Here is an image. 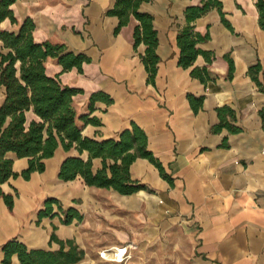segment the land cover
<instances>
[{
	"label": "crops",
	"instance_id": "0c3cea01",
	"mask_svg": "<svg viewBox=\"0 0 264 264\" xmlns=\"http://www.w3.org/2000/svg\"><path fill=\"white\" fill-rule=\"evenodd\" d=\"M116 1L17 0L10 9L19 24L33 20L36 42H62L69 51L91 59L82 74L74 68L60 76L65 85L83 90L75 97L80 107L98 91L113 101L95 104L91 117L101 125H88L83 135L117 138L136 124L145 131L148 149L174 184L142 158L133 163L130 173L147 191L124 196L113 189L89 188L80 176L64 182L59 179L60 167L78 153L59 148L45 161V172H34L28 181L11 178L1 186L15 195V204L10 210L0 197V264L3 245L11 240L29 249L59 250L60 245L51 242L54 226L60 240L74 241L85 251L79 264L101 261L99 252L112 245H133L132 254L153 241L168 244L177 238L173 255L184 257V264H264V30L258 0H218L232 29L223 23L217 8L192 22L197 33L209 34V40L197 47L212 53L213 59L209 63L200 55L188 69L179 65L178 35L188 25L186 9L207 0L142 3L139 11L153 17L158 34L160 62L154 83H149L141 58L146 46L134 47L137 21L132 19L115 34L119 18L108 13ZM1 27L19 29L10 19ZM0 52H5L1 41ZM226 56L234 63L232 78ZM258 63L262 69L255 75L257 82L250 68ZM195 68L207 69L205 81L191 75ZM62 70L52 61L47 63L50 76ZM189 95L203 98L197 112ZM4 99L5 89L0 86V105ZM225 123L239 132L220 128ZM10 157L14 172L28 168L27 158ZM81 157L87 160L88 153ZM93 167L100 169L102 160L94 159ZM47 198L58 199L65 209H77L84 220L71 225H62L59 217L39 221ZM95 230L99 235L93 234ZM107 231L111 238L104 240ZM141 232L144 242H140ZM180 238L187 242L184 250ZM11 264H20L17 255Z\"/></svg>",
	"mask_w": 264,
	"mask_h": 264
},
{
	"label": "trees",
	"instance_id": "16d2710c",
	"mask_svg": "<svg viewBox=\"0 0 264 264\" xmlns=\"http://www.w3.org/2000/svg\"><path fill=\"white\" fill-rule=\"evenodd\" d=\"M17 0L0 1V41L5 52H0V86L5 89V99L0 105V197L10 210L15 204V195L6 193L1 186L11 178L23 177L30 180L34 172L43 173L46 170L45 161L53 158L59 148L65 152L76 150L78 156L68 157L60 167L59 179L64 182L75 180L80 176L89 188L111 190L121 195L129 196L140 191H147L146 185L131 178L130 169L139 159H147L160 172L161 177L173 185V178L168 175L162 163L148 149V137L143 129L136 124L131 129L122 131L117 138L97 139L83 135L88 125L100 126L101 121L91 117L97 102L112 104L111 98L102 91L93 93L84 110L76 104L75 97L83 94L80 88L65 85L60 76L76 68L83 73L84 64L91 59L84 54H76L68 50L65 43L34 40L35 24L27 18L19 24L10 9ZM151 0H117L110 16L119 18L115 30L118 35L123 27L128 26L132 19L137 21L134 27V47L144 44L145 55L142 62L149 74V83H154L160 57L156 49L158 34L153 26V17L141 13L140 6ZM260 25L264 30V0H258ZM212 8H217L223 23L232 29L225 20L222 3L218 0H207L202 6L189 7L185 11L188 25L178 35L180 48L179 65L185 69L193 66L198 56H203L209 63L213 55L197 47L199 43L209 40V34L197 33L191 24ZM10 19L13 25L19 26L18 31H8L1 23ZM229 63V77L234 71L233 60L226 56ZM60 65L62 72L50 76L47 63ZM262 67L258 63L250 68V74L258 82L257 75ZM191 75L205 81L208 75L206 68H195ZM189 101L194 111L202 106L203 98L189 95ZM198 102L199 105H196ZM84 111V112H83ZM230 132L237 133L239 129L230 124H221ZM227 147V143L223 144ZM88 153V159L81 156ZM10 154L22 159H28V168L21 173L13 170V160ZM101 159L102 167L94 170L93 160ZM39 221L43 218L59 217L62 225H71L74 220L82 222L84 216L75 208L65 209L55 198H47L38 213ZM51 242L60 245L57 251L45 249H29L18 240H11L3 245L4 259L2 264H11L12 257L17 255L20 264H79L85 258V251L74 241L60 240L55 231ZM112 245V246H122ZM106 248V247H105ZM104 249V248H103ZM131 254V252H130ZM132 258V254H131ZM130 258V259H131ZM102 261V260H101ZM103 263H110L102 261ZM129 262V261H128ZM116 264V263H112Z\"/></svg>",
	"mask_w": 264,
	"mask_h": 264
},
{
	"label": "rangeland",
	"instance_id": "374dc122",
	"mask_svg": "<svg viewBox=\"0 0 264 264\" xmlns=\"http://www.w3.org/2000/svg\"><path fill=\"white\" fill-rule=\"evenodd\" d=\"M84 108H85L84 106L81 107L82 110H84ZM105 233L107 237L104 240H109L111 238L110 232L107 231ZM93 234L99 235V231L95 230L93 231ZM145 237L146 236L143 234V232H141V235H139L140 242H144ZM178 239L179 238H177L176 240L174 239L168 242V244H166L163 241L162 242L153 241V243H151L149 247L146 246L144 249L142 248L138 250L136 249L132 253V258L126 264H131V263L133 264H184L183 262L184 260H186L184 257L180 258V257L173 255L174 248H175L174 245L176 243H179V241H177ZM186 243L187 242H185L184 240H181L180 242L181 249L183 250L185 249ZM94 264H112V263H103L101 261H96Z\"/></svg>",
	"mask_w": 264,
	"mask_h": 264
},
{
	"label": "built area",
	"instance_id": "2783aa9c",
	"mask_svg": "<svg viewBox=\"0 0 264 264\" xmlns=\"http://www.w3.org/2000/svg\"><path fill=\"white\" fill-rule=\"evenodd\" d=\"M132 248L133 245L109 246L99 252V258L105 262L126 264L131 258Z\"/></svg>",
	"mask_w": 264,
	"mask_h": 264
}]
</instances>
